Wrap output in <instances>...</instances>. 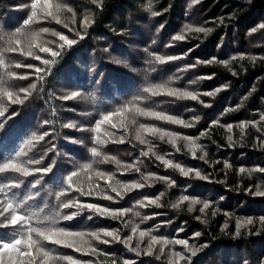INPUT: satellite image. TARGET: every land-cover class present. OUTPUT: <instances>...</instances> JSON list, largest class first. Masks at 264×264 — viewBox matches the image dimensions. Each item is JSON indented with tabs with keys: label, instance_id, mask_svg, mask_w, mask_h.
<instances>
[{
	"label": "trees",
	"instance_id": "obj_1",
	"mask_svg": "<svg viewBox=\"0 0 264 264\" xmlns=\"http://www.w3.org/2000/svg\"><path fill=\"white\" fill-rule=\"evenodd\" d=\"M53 3L65 4L73 11L65 8L60 13L59 24L51 18H37L24 26L22 20L31 14L30 0H0V50L12 35L3 30L16 26L36 31L48 27L74 38L64 27L67 23L86 33L54 65L45 66L40 60L19 52L5 54L8 67L0 66V76L5 71L30 74L25 79L5 77L10 90L22 98L24 94L18 92L20 86L36 83L37 89L23 104L11 103L6 98L0 100V110L5 113L0 121L7 129L0 131V152L12 153L24 148L28 155L38 157L55 144L56 149L48 152L44 162L54 158L57 164L71 169L70 158L79 163L90 155L93 133L89 127L94 120L106 110H115L144 87L165 84L168 88L193 92L197 99L143 93L147 99L137 102L184 121L182 124L131 110L112 118L115 128L111 124L102 125L103 143L97 145L101 156L95 158L89 174L81 173L80 177L85 190L91 186L92 194L80 195L75 190L68 193L80 204L62 211L77 212V215L71 221H60L61 225H71L74 230L85 233L82 238H75L83 251L63 245L46 243V246L60 255H71L81 264H124L125 261L172 264L171 253H183V245L158 243L151 255L146 254L150 237L160 236L169 241L186 239L190 246L200 248L190 261H178V264H264V223L260 221L264 217V196L254 195L258 188L264 191V172L257 170L264 168V120L260 119L264 116V28L260 27L264 24V0H101L100 6L92 0H53ZM153 12L159 14L153 16ZM85 17L92 23L82 29L80 25ZM198 28L211 31L205 33L197 31ZM176 36L183 39L177 40ZM56 40L58 37L52 36L51 31L40 34V42ZM47 46L56 47L55 44ZM24 47L27 50V44ZM33 52L42 59H52L38 49ZM157 56L164 58V63L157 62ZM168 56L176 59L168 60ZM209 60L212 62L203 63ZM17 62L49 67L51 74L39 81L34 69L16 68ZM73 67L83 73L71 86L80 87L81 93L61 100L58 97L71 95L67 76ZM207 92L213 94L205 95ZM46 119L52 123L44 124ZM212 120L218 122L213 124ZM65 124L76 127L66 128ZM140 124L153 126L147 132L140 130L144 143L136 139ZM44 132L49 135L40 140ZM169 132L177 135L169 136ZM72 140L83 143H72ZM165 160L171 161V166H166ZM176 164L193 171L184 176ZM241 168L245 169L243 173ZM197 170L207 179L197 177ZM97 171L110 173L111 179L97 176ZM148 173L154 175L145 180L143 177ZM40 175L44 174H33ZM133 181L144 187L133 188ZM125 183L128 187H121ZM113 187L121 196L111 191ZM55 190L52 184L45 183L41 198H37L39 206L49 214L55 213L56 199L47 193ZM182 194L211 203L201 212L202 203L179 202ZM106 195L113 199H106ZM157 196V203L145 199ZM86 203L128 211L117 213V218H113L112 213L100 215L95 210H81ZM173 204L178 206L173 208ZM249 217L253 220L251 225L244 223ZM238 221L240 235L236 236ZM133 227L137 228L135 234L131 231ZM101 228L117 230L121 240H112L100 233L112 241L103 244L88 235ZM141 230L146 231L142 241ZM196 232L201 235L194 236ZM3 234L0 230V236ZM128 236L132 240L126 244L124 240ZM137 243H140L139 254L129 250ZM93 246L97 251H91ZM161 247L163 253L159 251Z\"/></svg>",
	"mask_w": 264,
	"mask_h": 264
},
{
	"label": "snow or ice",
	"instance_id": "obj_2",
	"mask_svg": "<svg viewBox=\"0 0 264 264\" xmlns=\"http://www.w3.org/2000/svg\"><path fill=\"white\" fill-rule=\"evenodd\" d=\"M31 2V14L28 15L25 19L22 20V25L29 26L33 22L40 19L51 18L55 20L57 24L61 23L60 13L67 8L68 12H72L71 7H67L62 3H53V0H30ZM93 4L100 6L101 0H92ZM159 13L153 12L152 15H158ZM75 21H73L74 23ZM92 21L85 17L81 22L80 27L83 29L86 26H90ZM65 28H68L70 32L74 34V38H69L67 35H64L55 30H50L48 27H41L38 31L31 30L30 28H21L16 26L14 29H5L6 33H12L10 36L7 45L0 50V66H3L7 69L8 64L5 59L6 53H17L21 55L34 57L36 60H40L41 63L45 66L54 65L57 62V58H61L64 51L67 48H71L73 45L78 43V40L84 39L86 33L75 28L69 27V24H64ZM261 28H264V24L260 25ZM197 31H204L205 33L210 32L211 29H202L198 28ZM54 37H58L56 41H46L40 42L41 33H49ZM23 38V39H22ZM175 39H183L182 36H176ZM27 44V50H25L24 45ZM48 44H55L56 47L52 48L47 46ZM33 49H38L41 53H48L52 59H42L41 56L36 55L33 52ZM147 52L148 50L145 49ZM168 60L176 59L174 56H168ZM215 59V58H213ZM252 59H255L253 57ZM155 60L159 63H164V58L155 57ZM199 62V61H198ZM212 61H203V63H211ZM120 63V61H116ZM26 67L34 69L36 74V79L39 81H44L46 75L51 74V68L49 67H39L33 64L21 65L19 62L15 64L16 68ZM194 67V66H193ZM29 73L20 75L15 72L5 71L3 76H0V100L7 99L11 103L23 104L30 96L33 95L37 89L36 83H29L26 87L20 86L18 88L19 93H23V97L14 93L10 90L8 86V80L5 77H18L20 79H25ZM83 73L79 69L73 67L67 76L68 85L71 88V95H63L58 97L61 100H69L73 97H77L81 93L80 87H71L73 84H76ZM94 83H99L98 80H94ZM155 89H161L162 92H158ZM218 91V89H217ZM143 93H150L151 96H156L160 94H166L168 96H175L179 98L189 97L193 100L197 99V95L193 92L182 91L178 88H168L165 84H150L147 87H144L140 90L139 93L133 95L130 99H126L122 104H119L115 110H106L101 113L99 119H95L89 127V131L93 133L91 136L92 147L89 149V157L82 159L81 162L73 163L71 169H66L61 165L55 162L54 158H49L51 162L45 163V157L48 155V152H53L56 149V145L52 144L49 148L44 150L43 155L38 157L30 156L27 154L24 148H19L12 153L0 152V230H3V236H0V264H59L60 261H67L68 264H81L80 261L74 259L71 255H60L54 248H49L46 246L50 245H63L65 247L74 248L76 251H83L81 247L77 246L76 239L77 237L82 238L85 233L81 231H76L71 225H61L60 221H71L73 217L77 215V212H63V209H70L76 207L80 204V201L74 197L68 196L67 194L75 190L79 192L80 195H91L92 189L91 186L85 190L83 182L81 181V173L89 174V171L92 169V164L95 158L101 156V151L97 145L103 143L101 137V126L104 124H111L113 128L116 127V124L113 123L112 118L114 116H121L123 113L134 110L137 114L145 116H153L157 119L168 120L173 123H184V121L179 120L171 115H167L163 112L154 111L149 107L140 106L137 104L138 101H143L147 99ZM212 92H207L205 95H212ZM4 111L0 110V117L4 116ZM15 115V113H13ZM53 115H55V110H53ZM198 119V117H195ZM260 119L264 120V116H261ZM134 122V121H133ZM218 121L212 120V123L215 124ZM44 124H50L52 121L44 120ZM255 123V121H253ZM191 126V125H185ZM66 128H74L76 125L65 124ZM228 128H231V125H227ZM153 126L140 124L137 129L136 139L140 140L141 143H144L141 139L140 130L145 132L151 130ZM0 131L6 132L4 122L0 121ZM156 132H163L162 129H155ZM107 134V133H105ZM49 135L48 132H44L39 136L40 140H43L44 136ZM169 136H176V133H167ZM163 138V137H161ZM123 137H121L120 142H123ZM187 140H192L191 137H185ZM231 139V137H229ZM32 141L29 140L30 144ZM72 143H83V141L72 140ZM198 147V146H196ZM147 155V153H142ZM195 156V152H193ZM158 159L163 160V157H158ZM200 159H204L203 156ZM166 166H171V161H164ZM33 165H42L40 167H32ZM134 165H127L128 168L133 167ZM177 168H180L184 176H188L193 169L189 168L184 170L181 165L176 164ZM228 165L226 164L225 167ZM259 172H264V168H258ZM136 171H140L139 168H136ZM245 169L241 168L240 172H244ZM34 173H41L44 175L33 176ZM97 176L104 178L108 177L111 179L110 173H105L97 171ZM196 176L202 179H207L206 176H202L201 173L197 170ZM154 175L153 173L146 174L143 178L146 180L148 176ZM45 176L47 179H45ZM33 177L32 179H28ZM162 180H167V177H160ZM43 181V183H42ZM50 183L55 187L54 192L47 193L49 196H54L56 199L55 204V213L49 214L44 209L39 206L37 198H41V194L44 191V184ZM120 183V182H118ZM171 183H175L172 181ZM133 188H142L144 184L139 182H131ZM121 187L127 188L128 185L121 184ZM111 191L115 192L117 196H121V192L113 187ZM162 195V193H161ZM256 196H264V191L258 190L254 193ZM64 197L63 199H61ZM106 199H113L112 196L106 195ZM223 198V197H221ZM149 200V203H157L159 196L155 198L145 197ZM188 201L190 204L202 203L203 207L200 209L201 212H204L210 205L208 200H197L191 194H182L179 197V202ZM142 206L143 205L141 202ZM160 205L157 204V207ZM178 204H173L172 207H177ZM87 208L89 210H95L96 213L104 215L106 213H112L113 218H117V213H123L128 211L127 209H109L108 207H103L95 203H86L81 206V210ZM227 215V213H225ZM88 219H92L91 216ZM199 219V217H198ZM261 223H264V217H260ZM248 225L253 224L251 217L247 218L244 222ZM227 227V225H225ZM241 222H237L235 235H240ZM132 233L137 232V228H132ZM100 233H103V237H111L112 240L119 241L121 237L117 234V230L109 228H101L98 231H92L88 233L91 237L98 240L100 243L108 244L112 241L104 239ZM258 234V233H257ZM146 235V231H139V236L141 241ZM200 232L194 233V236L199 237ZM132 240V236L125 238L124 242L128 244ZM168 244L175 243L183 245L184 252H173L172 264H178V261L191 260L192 257H195L200 251V248L195 245L190 246L189 241L186 239H177L174 241H169L167 238L160 236H151L147 245L146 254L151 255L153 252V247L156 244ZM202 247H207V245H202ZM140 248V243L136 244L135 248H129L130 251H137ZM91 251L95 252L97 249L93 246ZM161 253L164 252V248L159 249ZM185 253H190L191 255H186ZM106 255L108 253H105ZM137 254L139 252L137 251ZM5 256L7 259H5ZM159 258V257H157ZM124 264H130L129 261H125ZM247 264V262H245Z\"/></svg>",
	"mask_w": 264,
	"mask_h": 264
},
{
	"label": "bare ground",
	"instance_id": "obj_3",
	"mask_svg": "<svg viewBox=\"0 0 264 264\" xmlns=\"http://www.w3.org/2000/svg\"><path fill=\"white\" fill-rule=\"evenodd\" d=\"M251 67H253V66H251ZM253 70V69H252ZM254 73V72H253ZM255 74V73H254ZM249 164H251V163H249Z\"/></svg>",
	"mask_w": 264,
	"mask_h": 264
}]
</instances>
